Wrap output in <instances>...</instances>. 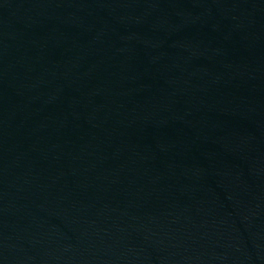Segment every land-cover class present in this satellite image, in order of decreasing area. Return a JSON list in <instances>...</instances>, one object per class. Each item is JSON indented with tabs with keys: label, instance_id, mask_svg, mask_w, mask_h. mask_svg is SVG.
Here are the masks:
<instances>
[{
	"label": "water",
	"instance_id": "obj_1",
	"mask_svg": "<svg viewBox=\"0 0 264 264\" xmlns=\"http://www.w3.org/2000/svg\"><path fill=\"white\" fill-rule=\"evenodd\" d=\"M0 264H264V0H0Z\"/></svg>",
	"mask_w": 264,
	"mask_h": 264
}]
</instances>
